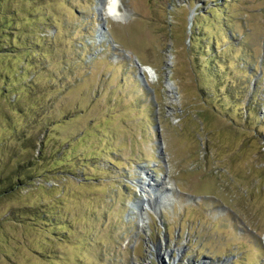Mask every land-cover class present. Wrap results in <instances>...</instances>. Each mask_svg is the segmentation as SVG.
<instances>
[{
    "label": "rangeland",
    "instance_id": "obj_1",
    "mask_svg": "<svg viewBox=\"0 0 264 264\" xmlns=\"http://www.w3.org/2000/svg\"><path fill=\"white\" fill-rule=\"evenodd\" d=\"M104 3L0 0V264H264V0Z\"/></svg>",
    "mask_w": 264,
    "mask_h": 264
},
{
    "label": "bare ground",
    "instance_id": "obj_2",
    "mask_svg": "<svg viewBox=\"0 0 264 264\" xmlns=\"http://www.w3.org/2000/svg\"><path fill=\"white\" fill-rule=\"evenodd\" d=\"M107 0H105L104 5L106 6ZM103 9H105V7L103 6ZM105 12V11H104ZM103 15V20L105 18H110L113 20H121L122 17L124 16V14L122 13L121 9L119 8L118 5L115 6V9L112 13L111 16L106 15L105 13L102 14ZM152 70V69H151ZM149 72H151L149 70ZM155 73V72H154ZM148 178V177H146ZM163 184V182H159V181H152L150 179H148V182H143L142 186H141V192L143 193V198L140 200V203L142 205V207H144L145 205H153L154 201L156 200V190H155V186H161Z\"/></svg>",
    "mask_w": 264,
    "mask_h": 264
},
{
    "label": "clouds",
    "instance_id": "obj_3",
    "mask_svg": "<svg viewBox=\"0 0 264 264\" xmlns=\"http://www.w3.org/2000/svg\"><path fill=\"white\" fill-rule=\"evenodd\" d=\"M119 0H107L106 6H105V14L111 16L115 6L118 5Z\"/></svg>",
    "mask_w": 264,
    "mask_h": 264
},
{
    "label": "built area",
    "instance_id": "obj_4",
    "mask_svg": "<svg viewBox=\"0 0 264 264\" xmlns=\"http://www.w3.org/2000/svg\"><path fill=\"white\" fill-rule=\"evenodd\" d=\"M263 148H264V146H263Z\"/></svg>",
    "mask_w": 264,
    "mask_h": 264
},
{
    "label": "water",
    "instance_id": "obj_5",
    "mask_svg": "<svg viewBox=\"0 0 264 264\" xmlns=\"http://www.w3.org/2000/svg\"><path fill=\"white\" fill-rule=\"evenodd\" d=\"M138 67H139V65H138Z\"/></svg>",
    "mask_w": 264,
    "mask_h": 264
}]
</instances>
